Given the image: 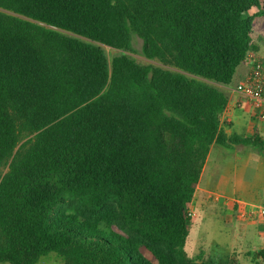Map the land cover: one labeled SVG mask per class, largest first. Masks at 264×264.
Returning <instances> with one entry per match:
<instances>
[{
	"label": "trees",
	"instance_id": "16d2710c",
	"mask_svg": "<svg viewBox=\"0 0 264 264\" xmlns=\"http://www.w3.org/2000/svg\"><path fill=\"white\" fill-rule=\"evenodd\" d=\"M252 8L264 17V0H0V263L238 264L185 245L211 146L264 153L257 132L219 129ZM132 35L159 66L128 55Z\"/></svg>",
	"mask_w": 264,
	"mask_h": 264
},
{
	"label": "crops",
	"instance_id": "0c3cea01",
	"mask_svg": "<svg viewBox=\"0 0 264 264\" xmlns=\"http://www.w3.org/2000/svg\"><path fill=\"white\" fill-rule=\"evenodd\" d=\"M252 41L254 49L250 52L251 58H259L264 61V42ZM250 63V60L243 61L236 69L234 74L235 81L228 86H220L227 97V104L219 115V129L226 137L232 135L251 137L254 132L264 137V119L260 118L261 115H264V105L258 108L254 107L251 102L243 98L235 89L238 82L248 73ZM215 146L212 145L210 148L198 185L204 184L207 179V172L214 161V158L211 157V152ZM246 147L248 146H233L235 150L233 159L235 161L243 160L242 167L245 171L244 179L247 187L258 180L260 185L258 190L259 197L255 199V202H246L236 195L220 196V194L207 190L204 192L207 197L217 201L216 206L220 211V222L223 225L225 234H228L231 239L230 253L236 254L237 257L254 255L255 260L252 261L251 258H248L245 261L248 264H264L258 255L259 252H264V217L250 215L245 220L236 218V212L238 211L251 213L253 209L264 207V153L255 149L249 151V147L245 149ZM239 165V162L234 164L235 167ZM247 245L250 248L246 247ZM239 247L240 249H238Z\"/></svg>",
	"mask_w": 264,
	"mask_h": 264
},
{
	"label": "rangeland",
	"instance_id": "374dc122",
	"mask_svg": "<svg viewBox=\"0 0 264 264\" xmlns=\"http://www.w3.org/2000/svg\"><path fill=\"white\" fill-rule=\"evenodd\" d=\"M262 2V0H260ZM258 9L252 8L245 14L246 17L253 18L252 40L264 42V17L257 16ZM132 53H128L134 60L143 65L159 66V63L150 61L141 56L142 42L139 38L132 35ZM108 59L119 54V51L102 46ZM235 81L233 77L232 82ZM249 147V151H253V147ZM246 147L245 149H247ZM241 149V148H240ZM252 149V150H251ZM256 150V149H255ZM234 148L228 149L215 146L212 149L214 158L211 168L207 172L205 183L198 185L192 202L189 205V213L191 215V224L189 234L186 240L185 251L188 256L194 258L200 253L205 257L218 259L224 256L235 255L238 264H248L245 260L251 258L255 260L254 255L239 256L231 254L229 251L231 239L225 234L223 225L220 222V211L216 206L217 201L211 197H207L204 191L220 194V196H238L246 202H255L259 197L258 180L247 187L244 179L245 171L242 167L243 160L235 161L233 159ZM239 162L240 165L235 167L234 164ZM6 169H1L0 173H4ZM205 179V178H204ZM207 214L209 215L207 217ZM246 247H249L248 245ZM250 248V247H249ZM240 249V247L238 248ZM248 249V248H247ZM7 264V263H0ZM38 264H62L61 260L55 253H49L40 258Z\"/></svg>",
	"mask_w": 264,
	"mask_h": 264
},
{
	"label": "built area",
	"instance_id": "2783aa9c",
	"mask_svg": "<svg viewBox=\"0 0 264 264\" xmlns=\"http://www.w3.org/2000/svg\"><path fill=\"white\" fill-rule=\"evenodd\" d=\"M248 53L244 61L250 60L249 71L246 76L238 82L235 89L243 98L247 99L256 108L264 105V61L259 58H251ZM264 119V115L260 116ZM264 217V207L253 209L251 213L245 211L236 212L238 220H245L248 216Z\"/></svg>",
	"mask_w": 264,
	"mask_h": 264
}]
</instances>
